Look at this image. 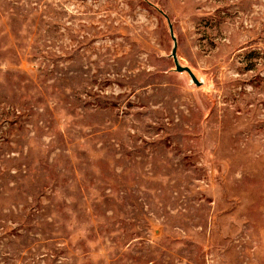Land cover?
<instances>
[{
    "label": "rangeland",
    "instance_id": "rangeland-1",
    "mask_svg": "<svg viewBox=\"0 0 264 264\" xmlns=\"http://www.w3.org/2000/svg\"><path fill=\"white\" fill-rule=\"evenodd\" d=\"M0 264H264V0H0Z\"/></svg>",
    "mask_w": 264,
    "mask_h": 264
},
{
    "label": "water",
    "instance_id": "water-1",
    "mask_svg": "<svg viewBox=\"0 0 264 264\" xmlns=\"http://www.w3.org/2000/svg\"><path fill=\"white\" fill-rule=\"evenodd\" d=\"M160 12H162L160 10ZM164 16L166 17V15L164 14ZM167 19V22H168V27H169V31H170V36H171V39L173 41V47H172V50H171V57L173 59V63H174V70L176 72H186L188 74V76L190 77L191 81L199 86L202 84L201 81H199L197 79V77L195 76V74L193 73V71L188 67V66H182L177 58V54H176V50H177V47H176V38L173 34V29H172V25L170 23V21L168 20V18L166 17Z\"/></svg>",
    "mask_w": 264,
    "mask_h": 264
}]
</instances>
